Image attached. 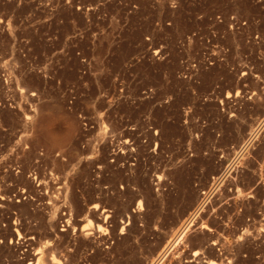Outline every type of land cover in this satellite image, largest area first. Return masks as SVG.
<instances>
[{
	"label": "rangeland",
	"instance_id": "1",
	"mask_svg": "<svg viewBox=\"0 0 264 264\" xmlns=\"http://www.w3.org/2000/svg\"><path fill=\"white\" fill-rule=\"evenodd\" d=\"M0 264H264V0H0Z\"/></svg>",
	"mask_w": 264,
	"mask_h": 264
},
{
	"label": "bare ground",
	"instance_id": "2",
	"mask_svg": "<svg viewBox=\"0 0 264 264\" xmlns=\"http://www.w3.org/2000/svg\"><path fill=\"white\" fill-rule=\"evenodd\" d=\"M27 118H29V117H27ZM30 119H31V118H30ZM30 119H29V120H30ZM202 204H203V203H202ZM202 204H201V206H202ZM201 206H200V207H201ZM202 207H203V206H202ZM95 208H96V207H95ZM90 209H91V208H90ZM91 210H92V209H91ZM95 211H96V210H95ZM197 211H198V210H197ZM197 211H196V212H197ZM183 233H184V232H183Z\"/></svg>",
	"mask_w": 264,
	"mask_h": 264
}]
</instances>
